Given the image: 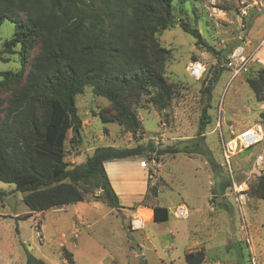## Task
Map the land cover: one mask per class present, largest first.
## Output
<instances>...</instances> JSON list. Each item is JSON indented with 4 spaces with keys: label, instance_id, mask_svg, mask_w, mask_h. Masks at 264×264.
Segmentation results:
<instances>
[{
    "label": "rangeland",
    "instance_id": "1",
    "mask_svg": "<svg viewBox=\"0 0 264 264\" xmlns=\"http://www.w3.org/2000/svg\"><path fill=\"white\" fill-rule=\"evenodd\" d=\"M255 1L260 0H248L245 5L238 0H176L177 25L158 37L171 52L165 70L168 83L177 85L171 107L162 115L150 97L144 96L135 106L140 128L134 137L116 122H102L99 115L111 109L110 102L86 88L77 97L81 132L69 133L65 161L73 168L84 164L99 148L122 149L153 143L163 149L198 137L207 103L203 89L220 68L222 74L213 89L209 109L211 120L197 152L167 154L159 162L154 156L127 159L130 168L125 173L108 164L107 174L119 195H125L123 182L131 185L128 199H123L124 204L130 203L121 209H113L89 195V204L70 205L65 207L67 212H50L42 218L35 213L22 218L28 211L23 194L15 190L14 184L0 181V264H26L29 257L45 264H68L62 247L65 241L67 252L74 255V264H186V253L197 251L205 253L203 264H253L254 260L264 264V200L250 194L251 185L264 175V136L249 150L241 151L233 143L235 134L250 127H258L264 135V97L256 96L247 83L248 77H255L264 69L259 62L264 61L262 57L249 56L264 42L260 41L264 38V7H252ZM246 8L248 14L243 16ZM180 20L198 29L207 46L198 45L192 35L184 32L178 25ZM16 32L13 22L1 25L0 53ZM240 47L249 62L234 77L228 65ZM20 50L18 46L7 60L0 59V73L21 68ZM260 52L264 57V48ZM196 63L206 68L199 79L191 75ZM207 155L234 182L245 183L250 200L242 210L238 209L233 190L228 189L224 199L214 198L216 173ZM259 157L262 160L257 165ZM153 188L157 200L153 199ZM100 192L96 190L95 195ZM147 195L148 204L152 198L154 204L169 208V221L148 223L147 212L137 213L147 207L139 205ZM77 208L85 210L84 221L90 224L89 228L80 226L82 222L75 216ZM178 208L186 209V218L174 215ZM16 214H22L21 218L13 217ZM137 214L146 216L143 230H132ZM39 220L46 224V229H41L42 238L37 235ZM62 233L65 237L60 240Z\"/></svg>",
    "mask_w": 264,
    "mask_h": 264
},
{
    "label": "trees",
    "instance_id": "2",
    "mask_svg": "<svg viewBox=\"0 0 264 264\" xmlns=\"http://www.w3.org/2000/svg\"><path fill=\"white\" fill-rule=\"evenodd\" d=\"M175 1L0 0V27L10 21L17 28L14 37L5 42L0 59L7 60L21 48V68L0 73V181L14 184L32 213L84 202L89 195L113 209L122 208L105 163L146 156L159 162L167 154L197 152L211 120L209 109L222 74L220 68L203 89L207 103L198 137L163 149L153 143L99 148L84 164L73 168L65 161L69 133L81 132L77 97L86 88L110 102L111 109L99 115L102 122H116L134 137L140 128L135 106L144 96L150 97L162 115L171 107L177 93V85L165 77L171 52L158 37L177 25ZM238 1L243 5L248 2ZM178 25L198 45L207 46L198 29L182 20ZM247 83L256 96L264 97V69L248 77ZM207 157L216 173L213 196L224 199L227 190H232V179L217 161ZM96 190L101 191L99 195ZM250 194L264 200V175L251 185ZM152 196L157 200L155 188ZM148 198L139 205L153 209V221H169V209L154 204L152 198L148 204ZM64 254L74 264L72 254L65 249ZM205 259L204 251L185 255L186 264H203ZM26 264L45 263L29 257Z\"/></svg>",
    "mask_w": 264,
    "mask_h": 264
},
{
    "label": "built area",
    "instance_id": "3",
    "mask_svg": "<svg viewBox=\"0 0 264 264\" xmlns=\"http://www.w3.org/2000/svg\"><path fill=\"white\" fill-rule=\"evenodd\" d=\"M264 7V0L255 1L254 5L252 7H258V6ZM247 8L243 10V16H247ZM264 45V42L263 44ZM248 60L244 56V50L243 48H238L233 57L232 60L229 63V67L233 70V75L236 77L239 73H241L245 69V65L248 64ZM259 62L264 66V61L259 60ZM206 68L204 65L196 63L193 64L191 67V75L194 78H201L203 74L205 73ZM232 134L234 135L235 132L233 131ZM263 131L261 129L250 127L248 129L243 130L242 132L235 134V144L236 148L239 147L241 151L249 149L251 147H254L262 142L263 140ZM262 157H259L256 161L257 165L261 164ZM246 185L245 183H236L232 179V190L235 194V201L237 203L238 209L242 210L243 206L247 204V202L250 200L249 195L247 193V189L244 188ZM188 212L186 209H180L178 208L175 210L174 215L178 218H186ZM142 226L136 225V220L132 222V229L139 230L142 229ZM38 237H41V233L37 232ZM253 264H259L255 260L253 261Z\"/></svg>",
    "mask_w": 264,
    "mask_h": 264
},
{
    "label": "crops",
    "instance_id": "4",
    "mask_svg": "<svg viewBox=\"0 0 264 264\" xmlns=\"http://www.w3.org/2000/svg\"><path fill=\"white\" fill-rule=\"evenodd\" d=\"M264 40V38H262L260 41H263ZM262 48H264V45L263 46H261V43L259 44V47H258V49H257V47L256 48H254L252 51H251V53H249L250 55L249 56H251L252 55V58L254 57V58H257V57H262L263 59H264V57L262 56V55H260V51H261V49ZM108 164H110V165H113L115 168H117V170H119L121 173H125V172H127L128 170H129V168H130V166L128 165V162L127 161H125V160H120V161H113V162H108V163H105V169H106V172H107V165ZM108 177H109V180H110V183H111V185H112V187H113V189H114V191H115V193L118 195V197H119V199H120V201H121V207L123 206V205H125V206H127L130 202H128L127 204H124L123 203V199H128L127 198V189H130V187H131V185H128L127 183H125V182H123L124 183V192H125V195L124 196H121V195H119L118 194V192H117V190L115 189V187H114V183H113V181H112V179L110 178V176H109V174H108ZM125 177V176H124ZM122 180H124V178L122 179ZM87 204L88 202L87 201H84V202H80V203H77V204H80V205H82V204ZM94 203H96V202H94ZM84 204V205H85ZM89 204V203H88ZM93 204V203H92ZM164 207H166V206H164ZM65 208V207H64ZM168 208V207H167ZM119 209H121V208H119ZM169 209V208H168ZM77 210H78V212H77ZM50 212H55V213H64V212H67L66 211V208L65 209H55V210H51V211H47V212H41V213H36L38 216H40L41 218L42 217H44V214H46V213H50ZM76 212L77 213H75V216L77 215V217H78V221L80 222H82L81 223V227L82 228H89V226H90V224H88V222L87 223H85V221H84V214H85V210H83V209H80V208H77L76 209ZM143 212H147L148 213V215L150 216V222H148V223H151V222H154L153 221V216H154V212H153V209L151 208V207H142V208H140L139 209V211L137 212L138 214L139 213H143ZM35 213H32L31 211H30V209L28 208V211L24 214V215H34ZM137 214V215H138ZM22 214H16L15 216H13V217H16L17 219H20ZM40 218V219H41ZM39 222V225H40V233H41V237H39V238H42V232H41V229L43 230L44 228L46 229V224H43L42 222H43V220H39L38 221ZM144 227L145 226H143V228L141 229V230H143L144 229ZM55 230L58 232L59 231V228L58 227H55ZM132 230H134V229H132ZM140 230V229H139ZM80 232V231H79ZM64 237H65V235L62 233L61 234V236H60V240L61 239H64ZM66 243H68L67 241H65V243H63L62 244V247L65 249V250H67V248H66ZM75 244V243H74ZM78 244V243H77ZM70 253V252H69ZM73 255V254H72ZM74 256V255H73ZM73 259V258H72ZM68 262V264H71L69 261H67Z\"/></svg>",
    "mask_w": 264,
    "mask_h": 264
},
{
    "label": "bare ground",
    "instance_id": "5",
    "mask_svg": "<svg viewBox=\"0 0 264 264\" xmlns=\"http://www.w3.org/2000/svg\"><path fill=\"white\" fill-rule=\"evenodd\" d=\"M259 129V128H258ZM233 143H235V142H233ZM182 210V209H181ZM144 217H146V216H143V215H138L137 216V218H138V220L136 221V225H138V226H142L143 225V222H144Z\"/></svg>",
    "mask_w": 264,
    "mask_h": 264
}]
</instances>
